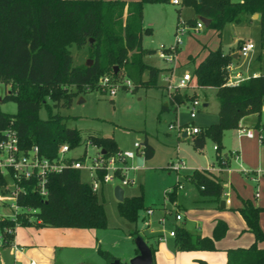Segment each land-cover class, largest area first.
Returning a JSON list of instances; mask_svg holds the SVG:
<instances>
[{
    "label": "trees",
    "instance_id": "trees-1",
    "mask_svg": "<svg viewBox=\"0 0 264 264\" xmlns=\"http://www.w3.org/2000/svg\"><path fill=\"white\" fill-rule=\"evenodd\" d=\"M168 1L171 0H0V81L9 84L1 100H14L17 105L15 112L0 109V130L7 126L15 128L22 146L37 144L40 153L47 157L56 156L63 142L74 148L86 139L101 145L104 153L119 149L113 136L97 131H88L84 136L79 127L68 125L67 115L52 112L46 97L53 101L52 106L59 102L69 106L76 93L86 87L94 88L104 74H109L114 81L127 78L135 87L156 84L160 72L166 67L144 59L145 55L155 53L158 48L142 45L143 34L151 31L150 26L143 24L142 6L144 2ZM182 2L192 5L197 15L209 17V27L216 28L220 34L227 22L239 20L242 11L260 13L264 23V0ZM185 20L192 24L197 22L196 17ZM72 43L77 47L87 45L92 60L90 64L72 63L69 49ZM233 59L234 53L225 52L219 45L210 49L192 72L196 86L217 87L220 102L219 119L199 125L200 130L192 136L193 145L202 148L207 138L212 137L217 143L219 153L216 158L220 163L225 160L221 152L224 131L237 128L247 114L261 115L264 105V73L250 75L237 84H226V66ZM63 84H73L77 90L60 92L59 87ZM169 97L171 102L168 100V105L163 107L172 104L177 109L178 105L195 98L196 93L176 88ZM42 106L46 108V117L39 114ZM142 149L145 159L152 157L154 147L147 136ZM191 179L204 195L219 200L224 193L222 181L207 169L195 168ZM5 181L6 177L0 172V185ZM139 189V193L126 194L123 200H117L119 214L132 222L137 221L140 210L147 208L142 184ZM47 190L43 197L28 184L26 191L18 195V204L35 209L27 212L32 220L18 213L20 224L84 228L107 226L99 190H94L90 182L82 178L81 169L64 167L50 173ZM239 209L249 229L254 232L255 240L247 247L229 248L227 264H264V247L259 245V241L264 240L260 224L264 206L247 198ZM14 223L12 217H0L3 245H8L12 238V232L5 228L14 226ZM227 228V222L218 219L213 236L209 237L194 235L183 225L176 224L175 243L180 249H214L215 239L223 237ZM138 231L134 228L130 234H139ZM147 243L153 257L154 246ZM97 251L108 261L115 258L106 249L98 247Z\"/></svg>",
    "mask_w": 264,
    "mask_h": 264
},
{
    "label": "rangeland",
    "instance_id": "rangeland-1",
    "mask_svg": "<svg viewBox=\"0 0 264 264\" xmlns=\"http://www.w3.org/2000/svg\"><path fill=\"white\" fill-rule=\"evenodd\" d=\"M260 14V13H259ZM180 18H199L192 5L183 3L168 2H144L142 6V18L147 26L151 27L150 32H145L142 36L144 46L154 47L161 45H170L175 42V31ZM243 39H250L254 42L255 48L248 56L237 58L236 64L240 65L239 69L245 70L249 67L248 72L260 70L264 73V23L260 19V15L248 11H242L239 20L227 22L220 34L214 27L206 25L200 30H191L185 35L184 42L176 48V56L173 62L159 57L158 54H147L144 59L146 62L165 66L160 72L159 79L156 84L150 86L140 85L138 87L123 85L122 81L115 80L117 86L116 92L110 94L109 89L97 83L94 88L83 89L76 93L72 98L69 106L63 105L61 102L56 106L53 101L46 97L52 112H59L67 115V124L77 126L82 130L84 136L88 131H97L103 135H113L117 141L119 148L130 149L134 152L136 147L134 142L142 143L145 136L148 141L154 146L152 157L145 159L141 166L136 169H130L127 172L129 177H134L135 182L124 184L125 194L139 193V185H143L144 203L145 206H152V217L163 219L160 223L151 221V226L159 230L170 231L175 228L177 220L175 217V204L168 194V189L181 179L185 182V189L193 186L196 195L202 200L196 201L192 194L186 195V205L189 208L204 203L205 196L199 191L198 187L188 180L185 176L186 169L177 171L170 167L173 161L183 159L186 166L198 167L206 165L207 157L213 158L215 153V142L212 137L207 138L205 155L199 154L195 150L191 136H180L178 127L170 128V124L178 125L181 121L192 119L191 108L186 104H180L176 110L171 104L169 107H163L170 100L169 91L163 86L162 76L171 74L175 78L187 70H180L182 64L184 68L191 69L194 63L187 64L186 59L189 53L203 54L208 47L217 48L222 46L225 52L237 51L239 44ZM181 47V52H179ZM72 53L73 64L85 63L90 56L88 55L87 45L77 47L72 43L69 46ZM168 52L170 50L168 49ZM179 52V53H178ZM181 62H179V61ZM170 65V66H168ZM60 92L65 90H77L75 85H61ZM9 89V84L0 81V98ZM214 89H207V92L199 89V99L201 101V110L197 111L195 122L200 125L208 120L209 123L217 119L216 111L219 108V99ZM185 91V89H182ZM188 92H191L188 90ZM62 94V93H61ZM191 99L187 102L190 103ZM208 101L209 105L204 106V102ZM177 104V103H175ZM17 108L14 100H1L0 109L8 112H15ZM39 114L41 117L47 116V111L44 106L41 107ZM101 145L94 143L91 139H86L76 147L72 148L68 154L78 156L86 151V160L97 154ZM199 161H195V157ZM233 164H235L233 162ZM7 178V177H6ZM82 178L89 180V172L82 170ZM8 180V178H7ZM114 182H108L99 190V195L103 200L104 208L107 216V226L96 228L95 233L91 234L87 229L73 227L70 230L76 235L66 236V240L70 241L68 260L66 264H111L106 258L98 253L97 248L108 250L115 257H119L121 261H128L134 255L136 248L134 236L130 231L137 228L147 242L150 240V233L143 227L148 221L142 209L139 211V218L132 222L119 214L117 209V199L113 193ZM184 189H179L181 194ZM9 192L4 188V182L0 185V210L6 213L7 217L14 216L18 221V213H23L24 216L32 220V216L28 215L29 210L24 206L13 208L6 205L11 202L8 198ZM165 204V205H163ZM165 209V213H172L168 219L162 217L161 210ZM171 208V209H169ZM197 212V211H196ZM160 215V216H159ZM197 213H195V216ZM159 216V217H158ZM151 220V219H150ZM20 224V223H19ZM141 227V229H140ZM143 227V228H142ZM7 230V228H5ZM141 231V232H140ZM2 236H0V243ZM152 244V243H151Z\"/></svg>",
    "mask_w": 264,
    "mask_h": 264
},
{
    "label": "crops",
    "instance_id": "crops-1",
    "mask_svg": "<svg viewBox=\"0 0 264 264\" xmlns=\"http://www.w3.org/2000/svg\"><path fill=\"white\" fill-rule=\"evenodd\" d=\"M171 2H173V0H171ZM257 15L260 14L257 13ZM199 18L201 19V16H199ZM197 20L199 19L197 18ZM143 24L146 26L144 21ZM158 47L159 46H154L153 48ZM210 49L214 48L208 47V49L202 55L198 53H189L186 63H194V67L191 69H182L184 67L181 64L179 69L187 70L192 73L199 61H201L207 55ZM179 52H181V47ZM232 53H234V59L232 62L239 69L240 65L236 64L237 58L240 57L238 49ZM156 66L165 67L161 65ZM248 69L249 67L246 68V71L242 69L239 70H241L245 76L258 75L261 73L260 70H253L252 73H250L248 72L250 71ZM201 88H203L206 92L207 89H214L213 91L216 92L217 95V87L196 86L194 80H191L190 86L185 89L187 91H191V93H196V97L199 98L198 93L199 89ZM168 103L169 102L167 101L165 105H168ZM184 104L189 106L188 103ZM208 105V101L204 102V106ZM179 106H177L176 110L179 109ZM200 107L199 111L201 110ZM219 109L220 102L219 108L216 111L217 119L211 121L210 123L219 119ZM195 117H192V119L188 121H181L179 124H197L194 119ZM210 123L207 120L204 124L207 125ZM242 125L253 130L254 135L248 136L245 134H239L238 127L226 129L222 138L221 152L225 155V160H223L222 163H220L216 158L219 150H217V143L214 141L215 153L213 158L207 157L206 165H200L198 167H193L195 165H192L181 169L188 170L186 171L185 176L196 186L197 184L191 179V173L195 168L200 170L207 169L215 177H218L224 185V193L219 200L212 196L203 194L205 196L203 198L205 202L203 204L199 202L198 205L189 208L185 203L186 195L191 193L196 201L202 200L198 195H196L193 186H190L191 188L185 189V182L181 179H178L177 182L174 183L170 189H168V194L174 201L176 207L175 217L177 213H182L181 219H177L176 217L177 220L181 221L179 223H175V225H183L194 235L201 234L202 236L212 237L215 223L218 219H224L228 224L225 235L219 239H215L216 247L214 249H180L175 243V236L170 234L171 230L166 232L165 230H159L151 226V221L156 222L157 220L158 222L162 223L163 219H156L155 217H152L151 214H153V211L149 214H147L145 211L143 215L146 216L145 218L148 221L143 225V227L149 231V238L151 241L148 242L152 243L154 246V264H227L229 248L239 246L247 247L255 240V234L249 229L247 221L239 207L243 205L244 199L247 198L252 199L257 205L264 206V105L262 107L261 115L258 113H250L245 115L240 121V126ZM184 133L185 131L182 132L180 136L186 138L191 136L192 140V133L189 134L186 132V135H184ZM114 140L117 144L115 138ZM194 148L199 154L205 155L206 144L202 148L195 146ZM179 158L180 160H183L181 157ZM196 160L199 161V158L195 157V161ZM144 161L145 158L143 163ZM233 162L235 164H233ZM244 168L247 171L244 170ZM181 170L177 171L179 172ZM179 184H182V186L180 187ZM179 189H184L181 194L178 193ZM125 195L126 194L124 192V196ZM223 200H225L224 206L222 204ZM152 208L154 209V207ZM159 208L162 212V217H166V219H168L170 215H173V212L165 213V209H162L160 206ZM195 213H197L196 216ZM260 224L264 230V210H262L260 213ZM71 228L73 227L45 226L38 225L36 223L16 225L12 232V238L9 244L3 245L0 243V264H30L31 260H34L35 264H66L68 259L64 257V255L66 256L69 251L68 248L73 246V244L69 245L71 243H68L70 241H67L65 237L76 235L75 232L72 233L70 230H67ZM84 229H87L91 234L95 233L96 231V228ZM259 245L264 247V240H260ZM135 253L136 252L134 251V254Z\"/></svg>",
    "mask_w": 264,
    "mask_h": 264
},
{
    "label": "built area",
    "instance_id": "built-area-1",
    "mask_svg": "<svg viewBox=\"0 0 264 264\" xmlns=\"http://www.w3.org/2000/svg\"><path fill=\"white\" fill-rule=\"evenodd\" d=\"M175 3H180L181 0H173ZM205 26L202 19L197 20L195 24L189 23L184 18H180L175 31V42L166 46L161 45L158 47L156 53L163 59L173 62L176 56V48L184 42L185 35L191 30H199ZM255 48L252 40H243L238 47L239 55L248 56ZM168 49L170 52H168ZM250 76V75H249ZM245 76L241 70L231 61L226 66V84L233 85L242 81ZM192 80V73L185 71L177 78L169 74L163 75V86L167 88L169 94L176 88L185 89L190 86ZM101 85L109 89L110 94L116 92L119 86L109 74H104L99 79ZM122 84L131 85V81L125 78ZM189 106L191 108V116L195 117L197 111L201 106V101L198 97L191 99ZM178 127L180 134L182 132L196 133L200 130L199 125L194 123L189 124H170V128ZM239 134L253 136L254 131L246 128L245 126H238ZM134 145L136 151L130 149H117L111 153H104L100 151L93 157L86 160V151L78 156L69 155L68 152L72 149L68 143L63 142L59 145L56 156L47 157L40 153L37 144L24 147L21 145L17 131L11 126H7L0 130V172L8 178L4 182V188L9 192L8 198L12 200L7 203L9 207L13 208L21 206L17 203V197L20 193L26 191V185L30 184L39 195L45 197L48 193L47 179L48 175L53 172L60 171L64 167H74L81 170L85 169L89 172L90 179L88 180L94 190H100L104 184L114 182L124 184L135 182L134 177L127 175L128 170L136 169L139 165L136 163V156L143 155L142 143L135 141ZM172 168L180 170L186 167L183 160L178 159L170 164ZM244 170H246L244 168ZM247 171V170H246ZM101 172V173H99ZM27 181V182H25ZM113 185V186H114ZM181 187L182 184H179ZM2 196H0V199ZM29 211H34L30 206H24ZM146 213L149 214L153 208L147 207ZM6 216V213L0 210V217ZM14 218V216H11ZM177 219L182 218V213L176 214ZM15 219V218H14ZM19 223L15 220L14 226L7 227L8 232H13L16 225ZM171 235H175V229H171ZM30 264H35L34 260Z\"/></svg>",
    "mask_w": 264,
    "mask_h": 264
},
{
    "label": "water",
    "instance_id": "water-1",
    "mask_svg": "<svg viewBox=\"0 0 264 264\" xmlns=\"http://www.w3.org/2000/svg\"><path fill=\"white\" fill-rule=\"evenodd\" d=\"M201 19L205 22L206 25H209L211 22V19L206 16H201ZM92 41V38L89 39V42ZM91 58H88L86 60V64L91 63ZM117 66H114V70L116 71ZM1 99V98H0ZM187 133L185 132L184 135ZM102 152H105L104 149H102ZM144 156L143 155H137L136 156V163L141 166L143 164ZM113 193L117 200L121 201L124 198V188L120 184H115L113 186ZM223 206L225 205V200L222 201ZM134 236V242L137 248V252L131 256L128 261L123 262L120 260V258L115 257L110 261L111 264H153V257H152V251L145 240V238L141 234H136Z\"/></svg>",
    "mask_w": 264,
    "mask_h": 264
}]
</instances>
